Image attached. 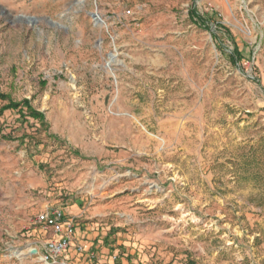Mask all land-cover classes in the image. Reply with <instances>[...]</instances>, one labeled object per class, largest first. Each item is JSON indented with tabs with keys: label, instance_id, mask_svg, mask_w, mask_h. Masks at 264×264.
Listing matches in <instances>:
<instances>
[{
	"label": "rangeland",
	"instance_id": "1",
	"mask_svg": "<svg viewBox=\"0 0 264 264\" xmlns=\"http://www.w3.org/2000/svg\"><path fill=\"white\" fill-rule=\"evenodd\" d=\"M4 141L0 264H264V0H0Z\"/></svg>",
	"mask_w": 264,
	"mask_h": 264
},
{
	"label": "built area",
	"instance_id": "2",
	"mask_svg": "<svg viewBox=\"0 0 264 264\" xmlns=\"http://www.w3.org/2000/svg\"><path fill=\"white\" fill-rule=\"evenodd\" d=\"M45 233L51 232V237L45 241H37L28 248V256L36 258L41 264H67L69 252L76 247V251L87 253L91 258L95 252L87 249L83 244L74 246L78 221L76 216H68L61 208L47 207L35 218ZM34 250H37L34 253Z\"/></svg>",
	"mask_w": 264,
	"mask_h": 264
},
{
	"label": "trees",
	"instance_id": "3",
	"mask_svg": "<svg viewBox=\"0 0 264 264\" xmlns=\"http://www.w3.org/2000/svg\"><path fill=\"white\" fill-rule=\"evenodd\" d=\"M192 16L194 17V19L196 21H200L199 18H198V16H197V12L196 11H192ZM232 56H233L232 58H234V59H239L240 58V53L235 50L232 53ZM25 103L28 104L27 101ZM20 106H21V104H18V103H11L10 104V108H16V109H18ZM28 108H29V106H28ZM29 115L31 117L35 118V119H40V118H43L44 117L41 113L35 112V111H32V110H30Z\"/></svg>",
	"mask_w": 264,
	"mask_h": 264
},
{
	"label": "crops",
	"instance_id": "4",
	"mask_svg": "<svg viewBox=\"0 0 264 264\" xmlns=\"http://www.w3.org/2000/svg\"><path fill=\"white\" fill-rule=\"evenodd\" d=\"M5 145H6V141H4V143L0 142V149L5 148ZM10 176H12V172L11 171H7V170H4V169L0 170V179H8ZM77 230H78V228H77ZM77 230H76V232H77ZM77 237L74 238V246L78 245V244H82L80 238H77ZM68 259H69V257H68Z\"/></svg>",
	"mask_w": 264,
	"mask_h": 264
},
{
	"label": "water",
	"instance_id": "5",
	"mask_svg": "<svg viewBox=\"0 0 264 264\" xmlns=\"http://www.w3.org/2000/svg\"><path fill=\"white\" fill-rule=\"evenodd\" d=\"M92 17L95 19V18H98V15L96 13H92ZM37 250H34V253H36Z\"/></svg>",
	"mask_w": 264,
	"mask_h": 264
}]
</instances>
